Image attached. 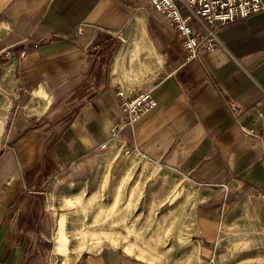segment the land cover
Masks as SVG:
<instances>
[{
  "label": "crops",
  "instance_id": "crops-1",
  "mask_svg": "<svg viewBox=\"0 0 264 264\" xmlns=\"http://www.w3.org/2000/svg\"><path fill=\"white\" fill-rule=\"evenodd\" d=\"M197 56L185 62L167 23L141 1L0 0V85L9 101L0 125V264H146L110 248L54 256L49 197L91 179L100 150L115 144L202 190L188 239L194 264H217L227 211L242 198L264 205V12L223 27ZM118 88L148 92L155 107L112 137ZM226 106L239 110L250 136ZM112 158L110 170L123 159ZM245 227L264 246V218ZM254 255L264 264V249Z\"/></svg>",
  "mask_w": 264,
  "mask_h": 264
},
{
  "label": "rangeland",
  "instance_id": "rangeland-1",
  "mask_svg": "<svg viewBox=\"0 0 264 264\" xmlns=\"http://www.w3.org/2000/svg\"><path fill=\"white\" fill-rule=\"evenodd\" d=\"M5 90L0 85V125L9 118ZM118 146L100 150L99 166L91 179L65 186L49 197L58 217L54 256L77 258L110 248L146 264H194L196 252L188 238L202 190L181 171L125 153ZM119 154L123 159L110 170L112 157ZM224 218L228 232L222 233L217 264L258 262L254 254L264 246L244 233L250 229L245 227L250 219L264 218L260 198H242ZM161 228L164 236L158 237ZM127 229L133 233L127 234Z\"/></svg>",
  "mask_w": 264,
  "mask_h": 264
},
{
  "label": "built area",
  "instance_id": "built-area-1",
  "mask_svg": "<svg viewBox=\"0 0 264 264\" xmlns=\"http://www.w3.org/2000/svg\"><path fill=\"white\" fill-rule=\"evenodd\" d=\"M133 1V0H127ZM143 2L152 12L158 15L176 37L179 48L185 54V62L197 60L198 50L209 52L216 43V33L225 26L233 25L239 21L264 12L260 0H135ZM191 24L197 27V32L192 33ZM79 32V28L76 30ZM18 59L24 58V52L17 53ZM119 120L111 132L112 137L123 128L132 129L140 112L151 111L155 102L146 91L127 93L118 88ZM227 107V106H226ZM233 120L244 135L250 136L251 131L241 127L236 114V107H227ZM258 118L260 117L257 114ZM264 157V145L261 143ZM102 148V147H101ZM214 260V259H213ZM212 259L209 264H215Z\"/></svg>",
  "mask_w": 264,
  "mask_h": 264
},
{
  "label": "bare ground",
  "instance_id": "bare-ground-1",
  "mask_svg": "<svg viewBox=\"0 0 264 264\" xmlns=\"http://www.w3.org/2000/svg\"><path fill=\"white\" fill-rule=\"evenodd\" d=\"M67 203H69V204H73V202L72 201H70V200H67ZM163 232H164V229H160L159 230V232H158V234H157V236L159 237V236H164V234H163ZM127 234H131V233H133L132 232V230L131 229H127V232H126ZM214 259V258H213ZM215 261V260H214Z\"/></svg>",
  "mask_w": 264,
  "mask_h": 264
}]
</instances>
